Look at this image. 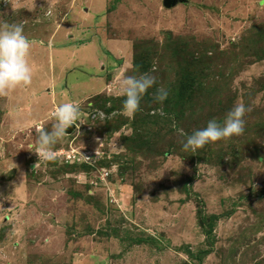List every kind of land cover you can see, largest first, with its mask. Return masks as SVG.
<instances>
[{
  "label": "rangeland",
  "instance_id": "374dc122",
  "mask_svg": "<svg viewBox=\"0 0 264 264\" xmlns=\"http://www.w3.org/2000/svg\"><path fill=\"white\" fill-rule=\"evenodd\" d=\"M88 1L99 10L118 8L91 21L81 9L89 5L79 0V16L63 24L72 0H0V27L24 25L32 68L30 90L0 94V264H264V35L242 53L243 34L264 27V0H179L170 8L165 0ZM74 23L83 37L78 50L67 51L61 36ZM171 40L186 48L179 61L189 51L194 59L211 56L214 69L236 61L226 72L225 105L193 97L179 107V120L143 131L141 120H154L160 107L142 100L133 117L123 115L125 125L92 129L84 108L102 87L96 109L107 115L111 102L121 110L128 76L149 73L153 89L167 86L170 70L181 66L171 61ZM140 50L154 56L144 73L134 67L143 62L134 55ZM40 82L57 84L58 105L76 98L83 110L80 130L52 146L53 163L35 153L40 133L56 123L55 112L44 114L52 93L33 97ZM238 103L246 107L241 135L183 150L181 130L190 134L224 120ZM213 108H221L216 118ZM73 146L101 153L94 164L72 163Z\"/></svg>",
  "mask_w": 264,
  "mask_h": 264
},
{
  "label": "clouds",
  "instance_id": "9594fccd",
  "mask_svg": "<svg viewBox=\"0 0 264 264\" xmlns=\"http://www.w3.org/2000/svg\"><path fill=\"white\" fill-rule=\"evenodd\" d=\"M51 11L48 15H51ZM31 42L24 35L23 24L3 25L0 27V94H7L17 87H26L32 83V68L29 64ZM152 71H155L153 69ZM156 84V78L149 73H144L139 77L128 76L122 85V94L125 97L122 108L119 112H113L106 117L103 111L97 112L98 118L103 121L111 119L117 115L133 117L141 109V101L145 94ZM168 98V91L161 87L156 90L154 100L163 104ZM163 114L162 109L159 110ZM246 107L238 103L224 118L223 122L213 119L207 126L197 130L191 135H186L181 130V135L186 136L183 143L184 151L195 153L198 149L217 141L230 139L233 136L241 135L245 130L244 116ZM56 123L53 131L42 132L39 135L35 153L40 160L55 161L57 154L52 146L67 134V129L75 125L77 130L80 125L79 108L73 103H63L55 111ZM75 131V130H74ZM74 163V162H72ZM38 166V163L35 167Z\"/></svg>",
  "mask_w": 264,
  "mask_h": 264
},
{
  "label": "trees",
  "instance_id": "16d2710c",
  "mask_svg": "<svg viewBox=\"0 0 264 264\" xmlns=\"http://www.w3.org/2000/svg\"><path fill=\"white\" fill-rule=\"evenodd\" d=\"M262 30H264V27L262 28L259 26H255L253 27L252 31L250 32L247 31L243 34L244 38L242 39L243 41L242 46L244 49L242 53L251 51L253 47H257L255 45L258 44L262 40L263 35H264ZM170 35L172 36V34L170 33L168 38L172 39ZM171 42L175 44V45L169 46V48L173 51V54H172L173 58L171 57V61L175 62L177 60L176 63L181 66L180 67L178 66L176 69H174L173 67L172 73L170 70L169 79H167V84H166L167 86L165 87V89L168 91V98L167 100L163 102L162 105L157 103L160 108L158 109V112L155 113L156 116H151L152 118H154V120H151L149 118L150 117L149 115H148L149 117H147L149 120H146V119L145 121L141 120L139 125L141 126V129H143V131L150 130L149 124L158 125V123H163L164 125L166 124L171 125L174 119L177 118L179 120L180 115H181L179 113V110H180L179 107L184 106L185 108L192 101L193 97L204 98V101L207 100L206 101L207 104L212 103L214 107H217L218 105L224 106L225 101H223V98L227 90V86L229 85L227 83L228 74L226 72L234 70V68L238 65L236 64V61L234 62L232 61L230 64L229 62L225 64L224 68L223 66H220L217 69H214L216 63L214 64L213 62L214 59L211 56L209 57L208 60L206 59V57H208L209 55L201 59L200 58L194 59L196 57H194L195 55H192L190 51L188 52L189 53L188 56H184L182 58V61H179L178 57L180 58V55H181L180 53L182 51H186V48L181 47L178 40L176 42H173L171 40ZM203 48L206 49L207 51V48L205 46H203ZM134 55L136 58H139V60L143 61L141 64V62L136 59L137 61H135V65H134L135 68L136 67L140 68L139 66L143 67L144 71H141V73H144L145 70L149 69L151 65L154 63V56L151 54V52L149 53V52L140 50V51H135ZM262 85H263L262 89L264 90V81L262 82ZM156 90L157 89H153V88L149 89V91L147 92V94H145L142 100L147 101L149 99H154V96L152 97L149 93L151 92L156 93ZM254 92L253 90L251 92H248L245 95L244 100L247 97L253 96ZM98 96H99V99L96 100V102L94 101L89 102L92 104V105H89L91 106L89 107V109L84 108V110H86L85 113L87 114V117H88L87 119L89 123L93 124L92 129L96 130L100 127L103 128V126H105V128L107 129L109 128L108 131H110L111 125L115 126L118 124V122H119L118 124L119 126L120 125L122 126V124L125 125L123 122H121V120L125 118L123 115H117L115 117H112L111 119L106 118L103 121H101L99 118H96V119L92 118L91 112L101 105L100 101L103 98L102 96H105V95H102V96L96 95L94 99H96ZM107 98H108V101L114 100V98L110 96ZM102 105H104L102 108L106 109L105 103H102ZM117 108H118V105L116 106L112 104L111 102V104L108 106V109H107V117L111 116L113 112H119L116 110ZM160 109H162L163 114H161V112L159 111ZM220 109L221 108L219 109L213 108V110L210 111L212 112L215 110L216 112V113L211 114L213 118H216ZM82 111L80 109L79 112H82ZM217 120L218 122H221V123L223 122V119L221 117ZM175 128L173 130H176ZM111 132H113V129ZM191 134L192 133L186 134V135H191ZM180 138H182L183 143L186 141L185 135H182V137ZM53 162H57V161L56 160L50 161V163H53ZM72 165H76V164H72ZM211 229H212V225H211Z\"/></svg>",
  "mask_w": 264,
  "mask_h": 264
},
{
  "label": "crops",
  "instance_id": "0c3cea01",
  "mask_svg": "<svg viewBox=\"0 0 264 264\" xmlns=\"http://www.w3.org/2000/svg\"><path fill=\"white\" fill-rule=\"evenodd\" d=\"M73 2H72V5H71V7H69L70 8V13H68V11H67V13H65L63 16H64V18H65V20L62 22L63 24L65 23V22H69V21H67L68 20V18L70 17V16H72V14H74V12H75V7H77V5H78V1L79 0H72ZM89 5V8L88 7H81V9L83 10V12H84V14H86V16L88 17V18H90V16H91V21H92V18L93 17H95L94 15L95 14H97L96 16H99L100 18H102V17H105L106 18V15L104 14L103 15V13H107V11H114V9H116V7L118 8V6H114V7H111V8H103L102 10H99V8H97L96 6H95V4L93 5V4H91L90 3V1H88V0H85V5ZM84 5V4H83ZM119 5V4H118ZM75 8V9H74ZM88 8V9H87ZM79 12V11H78ZM94 12V13H93ZM81 14V13H80ZM99 14V15H98ZM76 17H78L79 16V13H75L74 14ZM93 16V17H92ZM75 17V18H76ZM63 18V19H64ZM60 21V20H59ZM72 22H74V18H73V20H71ZM63 24H61V25H63ZM96 24H99V22H96ZM76 27H75V26ZM82 25V24H81ZM64 26V25H63ZM61 27V26H60ZM86 28V27H85ZM76 29H77V25H76V23H74L73 24V26L71 27V28H69V30H67L66 31V36H61V41H60V43L62 42V44H64L66 47V49H67V51H70V49L73 47V48H75V49H77L78 50V43L76 44V42H77V40L79 39V38H81V36L83 37V35H81V33H78L77 31H76ZM83 30H85V29H83ZM90 31V28H86V31ZM87 32L89 35L92 33L91 31L90 32ZM87 33H86V36H87ZM52 37H54V34L53 35H51L50 36V38H52ZM111 38V37H110ZM43 43H36V46L38 47V48H40L41 46H43L42 45ZM79 46H80V44H79ZM72 52H74V50H71ZM109 60H106V62H108ZM75 64H77V63H75ZM67 66H69V65H65V66H63L59 71L60 72H58V74L60 75V74H64V73H66L65 72V70H64V67H67ZM74 66H76V65H74ZM73 66V68H75ZM70 67V66H69ZM68 68V67H67ZM105 68L106 67H104V70H105ZM48 84V85H47ZM46 85H44L43 84V82H40V84H39V90H37L36 92H33V97L34 98H36V97H38V96H40L41 94H42V92H43V90L44 89H48V91H47V94L48 93H52V95H50V94H48V97H50V99L52 100L51 102H52V107H50V108H47L46 110H45V112H44V114H52V112L54 113L55 111H56V109H57V107L59 106L58 104H57V102H56V100H55V98L56 97H54L53 95H54V91L58 88V86H57V84L55 83V82H52V83H47ZM96 83H94V85H95ZM109 84H110V81L107 83V85L109 86ZM107 85H106V87H107ZM97 86V85H96ZM95 87V86H94ZM103 88H105V87H102L101 89H100V91H97V92H94V93H92V94H90L89 95V97H87V98H92V96H96V95H98V94H101L102 92H104L103 90ZM23 89L24 90H30L31 88H30V86H26V87H21V90H22V92H23ZM105 90H106V88H105ZM52 96V97H51ZM56 99H58V98H56ZM31 101V100H30ZM30 101H29V103H30ZM59 102H61V101H59ZM64 102H67V103H73V104H75V105H77V100H76V98L75 99H65V101ZM24 106H26V105H24ZM77 107H79V106H77ZM24 108V107H23ZM79 111H80V109H79ZM80 114H82V112H80Z\"/></svg>",
  "mask_w": 264,
  "mask_h": 264
},
{
  "label": "built area",
  "instance_id": "2783aa9c",
  "mask_svg": "<svg viewBox=\"0 0 264 264\" xmlns=\"http://www.w3.org/2000/svg\"><path fill=\"white\" fill-rule=\"evenodd\" d=\"M99 109H94L92 112H91V116L92 118L96 119L98 118L97 116V112H98ZM101 111V110H99ZM104 112V111H103ZM105 113V112H104ZM106 114V113H105ZM107 117V115H106ZM80 119H81V114H80ZM78 124L80 125V120L78 121ZM84 124V123H83ZM84 126V125H83ZM76 127V126H75ZM81 128V126L79 127ZM75 130H77V128H75ZM80 130V129H79ZM70 153L68 155V158H70V161H74L75 159L78 160V162H82V161H86V162H89L90 164H94V159L97 158V156H99V154L101 152L99 151H89V152H83L81 150H78L77 148H75L74 146L72 147V150L70 149L69 150ZM75 162V161H74ZM103 174H105V177L108 176L110 174V171H106L104 173H102L101 175V178H105L103 176Z\"/></svg>",
  "mask_w": 264,
  "mask_h": 264
},
{
  "label": "water",
  "instance_id": "95a60500",
  "mask_svg": "<svg viewBox=\"0 0 264 264\" xmlns=\"http://www.w3.org/2000/svg\"><path fill=\"white\" fill-rule=\"evenodd\" d=\"M179 0H165V5L167 7H174L178 4ZM73 130H75V125L71 126L69 129H67V133L70 134L73 132Z\"/></svg>",
  "mask_w": 264,
  "mask_h": 264
}]
</instances>
